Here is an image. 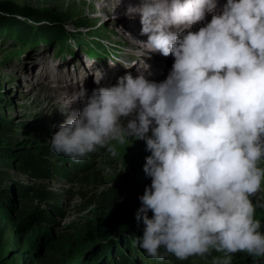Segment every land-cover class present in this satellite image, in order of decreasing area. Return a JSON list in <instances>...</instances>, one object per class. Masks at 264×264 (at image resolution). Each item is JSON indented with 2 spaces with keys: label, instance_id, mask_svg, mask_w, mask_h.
Returning a JSON list of instances; mask_svg holds the SVG:
<instances>
[{
  "label": "clouds",
  "instance_id": "clouds-1",
  "mask_svg": "<svg viewBox=\"0 0 264 264\" xmlns=\"http://www.w3.org/2000/svg\"><path fill=\"white\" fill-rule=\"evenodd\" d=\"M127 14L140 16L147 41L125 49L138 59L123 66L147 53L171 56L166 79L129 72L91 95L73 90L51 150L79 163L100 148L115 156V145L144 141L151 184L139 197L144 227L135 243L152 259L264 258L256 219L264 196L253 202L264 191V0H139Z\"/></svg>",
  "mask_w": 264,
  "mask_h": 264
},
{
  "label": "rangeland",
  "instance_id": "rangeland-1",
  "mask_svg": "<svg viewBox=\"0 0 264 264\" xmlns=\"http://www.w3.org/2000/svg\"><path fill=\"white\" fill-rule=\"evenodd\" d=\"M6 4L16 8L17 12L4 11ZM45 15L52 21L42 18ZM38 17L39 21L36 20ZM105 17L125 21L127 31L120 36L123 40L118 37L120 26L105 21ZM128 17L125 12H99L88 4L59 6L54 0H0V74L4 70L9 72L8 76H0V196L11 202L8 204L0 198V211L5 214V217L0 215V240L11 237L5 252L9 264H14L15 256L19 257L16 264H40L48 254L47 243L57 240H61V248L54 252L58 256L55 264H212L214 257L222 255L213 252L206 260L190 257L180 261L169 254L164 260H154L132 238L131 231L140 236L143 234L144 226L137 222L136 216L121 232H115L108 239L92 240L90 231L97 224H104L106 215L113 216L114 208L131 209L134 215L137 214L141 206L139 197L145 186L151 184L143 171L146 160H126V167L120 157L113 156L107 148H100L87 159L75 163L56 155L50 148L48 141L58 129L49 122L45 124L43 116L38 115L39 109L34 105L44 97L45 89L34 81L47 83L54 74L68 77L65 70L77 68L78 74L88 70L86 63L82 67L76 63L86 62L85 54H89L90 44L91 47L106 48L103 52L95 51L99 54L90 52L91 56L110 55L109 58L116 62V52L109 49L110 44L117 41L115 38L127 45H131L127 42L135 41L127 37L133 36L129 35L132 24L125 20ZM84 23L91 27H82ZM81 37L84 45L79 44ZM75 49H83L80 58L66 64L77 52ZM158 57L159 62H165L164 56L158 53ZM102 62L101 59L99 63ZM38 69L49 70L50 74H41ZM58 70L62 71L58 73ZM73 80L75 75L71 76ZM80 81L83 79L75 80L77 87H80ZM87 85L89 83H84V87ZM118 146L115 145L116 151ZM25 153L34 154L44 168L37 170L25 166L22 157ZM148 155L150 153L145 154ZM1 172L4 175L1 176ZM20 188L51 196L45 202L37 199L25 202L18 194ZM261 196L264 191L258 193L253 202ZM33 212L47 219L45 222L37 219L39 223L32 225L35 226L33 230H18L23 218ZM151 215L149 212V217ZM256 219L261 221L260 231L264 232V208L256 209ZM131 249L135 252H130ZM100 250L103 252L99 253ZM232 264H264V258L254 259L246 253H237Z\"/></svg>",
  "mask_w": 264,
  "mask_h": 264
},
{
  "label": "bare ground",
  "instance_id": "bare-ground-1",
  "mask_svg": "<svg viewBox=\"0 0 264 264\" xmlns=\"http://www.w3.org/2000/svg\"><path fill=\"white\" fill-rule=\"evenodd\" d=\"M55 3H57L59 6H63L64 4H70V5H86L91 8L95 7L96 9H99V12L104 13H115L120 14L122 12L127 13L128 7L135 6L139 0H54ZM224 3V0H218V5H222ZM85 7V6H84ZM109 20V19H108ZM127 22H130L132 24L131 26V33L129 35L133 36H127L132 42H127V45L125 43H120L118 38H115L117 41L120 42H112L110 45V48L113 52H116V64L114 67L109 66L108 61H112L110 58L103 59L102 57L93 56L91 57L89 54L86 55V62L84 60L81 63L78 64V67L84 66L86 63L89 66V69L81 72L78 74V69L75 70H65L68 74V77H62L59 76V74H54L50 80L46 83V81L41 80H35L34 82L36 84L42 85L45 89V94L43 98H40L37 103H35V107L38 108V115H42L43 119L46 123H50L52 127L58 129L59 125L63 123L66 118L67 114L62 113L60 110H63L64 106L67 104L69 100V95H71L73 90H78L79 88L83 87L87 90V94L91 95V92L93 89H96L97 86L99 87H111L117 83V80L119 77L125 75L126 73H131L133 77H136L137 75L143 73L145 77L149 80H153L156 82H161L164 79H166L169 72H166L165 74L161 73V70L166 71V69H169L172 67V64L174 63V58L169 57H162L163 61H169V63L165 62H159L158 53H147L144 57L141 59L143 60V63H140V61H137L136 65L133 66L131 69H126L123 64L129 63L137 60L136 56L134 55H127L124 53V47L128 46L129 48H138L141 47V45L137 41L146 42L147 36L141 35V29L142 25L140 23V17H136L134 15H129L128 18L125 19ZM211 20V14L206 16V20L203 23H206ZM109 22H114L115 24H118L120 27L117 28V31L119 33V38L123 40L120 36L123 35V33H126V27H124L125 21H119L118 19H112L109 20ZM203 23L194 25L192 28V31H198L201 26H203ZM93 37L94 36H90ZM80 43L81 45H84V40L81 38ZM100 40V38H97ZM87 40H89L87 38ZM107 40V39H106ZM108 41V40H107ZM89 42V41H88ZM126 42V41H125ZM74 43H77L76 40H74ZM137 43V44H136ZM114 48V49H112ZM77 52L69 57V59L66 61V64L71 63L72 61H78L80 58V55L82 54L83 49H75ZM96 50V49H94ZM79 51V52H78ZM110 51V50H109ZM108 52V51H107ZM161 54H159L160 56ZM110 56V55H109ZM162 56V55H161ZM171 57V59H170ZM103 60L102 63H99L100 60ZM99 63V65L97 64ZM93 63V64H92ZM121 63V64H120ZM148 64V65H147ZM147 65V66H146ZM164 65V66H163ZM145 66V67H144ZM166 68V69H164ZM91 70V72H90ZM37 71H41L38 69ZM62 70H58V73H60ZM87 71V74H86ZM35 72V71H34ZM9 72L7 70H4L1 75L8 76ZM50 74L49 70L41 71V74ZM100 73H102V79L100 80L99 84L96 83V79L98 80L100 78ZM39 74V72H37ZM75 75L76 79H83V81L79 82L80 87H77L75 84V80L71 81V76ZM79 75V76H77ZM30 79H32L30 77ZM29 80V79H28ZM50 83V84H48ZM84 83L88 84L87 87H84ZM32 88V87H31ZM35 88V87H33ZM63 88V89H62ZM37 89V88H35ZM81 107V104L77 101L73 103L68 111L72 110H78ZM126 123V122H125ZM145 143L142 140H131L128 141V143L124 145H120L117 148V156L120 157L123 164L127 167L125 161L128 162H134L137 159L145 160V154L149 153L145 151Z\"/></svg>",
  "mask_w": 264,
  "mask_h": 264
},
{
  "label": "trees",
  "instance_id": "trees-1",
  "mask_svg": "<svg viewBox=\"0 0 264 264\" xmlns=\"http://www.w3.org/2000/svg\"><path fill=\"white\" fill-rule=\"evenodd\" d=\"M3 8H4L3 9L4 11L9 12L10 14L13 12H17V9L12 6H9V4H6V6L3 5ZM46 17L47 16L45 15V17L43 16L42 18H46ZM36 20L39 21V17ZM46 21L51 22L52 19H47ZM82 27L90 28L91 26L90 24L84 23ZM43 152L47 154L50 153V151H47V150H44ZM22 157H23V160L25 161V164H26L25 166L30 167L31 169H37V170H41L44 168L43 164L40 163L39 159L35 158L34 154L25 153L22 155ZM2 175H4L3 172H1V176ZM18 194L20 195L22 200L25 202H28V200L30 201L34 199H37L38 201H41V202H45L48 199H50V196H51L50 194H47L44 192L32 191L31 189H23V188H20L18 190ZM1 197L5 199L8 204L11 203L9 199L5 198V196H0V198ZM113 210H114L112 212L113 216H110L109 214L106 215L105 217L106 222L104 224H101V223L97 224L95 229L90 231V238L92 240L95 241V240H99L102 238L104 239L110 238L115 232H121L122 230H124V228H126L128 223L136 216L133 214L131 209L115 210L114 208ZM0 215L5 217V214L2 211H0ZM37 219H40V221L45 222L47 218L45 216L39 215L38 212H33L29 214L27 217L23 218V220L19 224L20 227L18 228V230H22V231H27L29 229L33 230L35 226H32V225L34 223L35 224L39 223L37 222ZM131 235L134 241H136L137 236H140L135 231H131ZM11 241H12L11 237L9 236H6L4 240H0V264H9L8 260H6L5 252H6L7 244H9ZM60 241L61 240L59 241L57 240V241H51L50 243H47L48 254L46 255L45 259L40 264H55L58 261V259L55 258L58 256L57 254H54V252H58L59 249L61 248V245H60L61 243H59ZM102 252L103 251L101 250L99 251V253H102ZM130 252H135V251L131 249ZM13 260H14V264H16L19 260V257L15 256Z\"/></svg>",
  "mask_w": 264,
  "mask_h": 264
}]
</instances>
